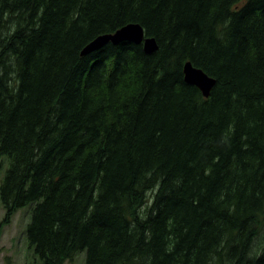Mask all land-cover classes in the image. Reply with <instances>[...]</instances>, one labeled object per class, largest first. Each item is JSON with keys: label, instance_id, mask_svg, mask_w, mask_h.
I'll list each match as a JSON object with an SVG mask.
<instances>
[{"label": "trees", "instance_id": "16d2710c", "mask_svg": "<svg viewBox=\"0 0 264 264\" xmlns=\"http://www.w3.org/2000/svg\"><path fill=\"white\" fill-rule=\"evenodd\" d=\"M129 24L154 53L82 54ZM1 71L0 204L35 261L264 264V0H0Z\"/></svg>", "mask_w": 264, "mask_h": 264}, {"label": "rangeland", "instance_id": "374dc122", "mask_svg": "<svg viewBox=\"0 0 264 264\" xmlns=\"http://www.w3.org/2000/svg\"><path fill=\"white\" fill-rule=\"evenodd\" d=\"M12 68L14 71V67ZM11 72L8 71V77H13L12 74L10 75ZM1 179L2 171L0 182ZM29 218L30 210L26 207L19 209L9 220H6L4 208L0 204V264H40L34 260L33 252L28 248L26 241L25 231ZM84 255V251L77 252L71 260L64 264H84Z\"/></svg>", "mask_w": 264, "mask_h": 264}, {"label": "water", "instance_id": "95a60500", "mask_svg": "<svg viewBox=\"0 0 264 264\" xmlns=\"http://www.w3.org/2000/svg\"><path fill=\"white\" fill-rule=\"evenodd\" d=\"M108 42L113 45H117L122 42H130L135 45H141L146 54H152L157 50V45L154 39L144 38V32L141 26L137 24H129L111 35L98 37L85 48L82 54L97 50ZM183 75L185 82L198 88L203 97L206 98L209 96L210 91L215 84L214 79L208 77L201 70L194 68L189 62L185 63L183 66Z\"/></svg>", "mask_w": 264, "mask_h": 264}]
</instances>
